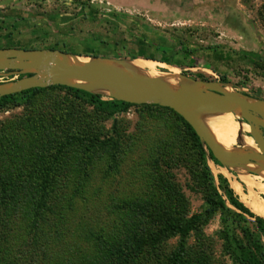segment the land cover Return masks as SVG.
Listing matches in <instances>:
<instances>
[{
  "label": "rangeland",
  "instance_id": "rangeland-1",
  "mask_svg": "<svg viewBox=\"0 0 264 264\" xmlns=\"http://www.w3.org/2000/svg\"><path fill=\"white\" fill-rule=\"evenodd\" d=\"M0 48L56 49L81 58L128 61L151 54L153 61L191 78L264 100V0H0ZM14 76H3L0 84ZM68 92L48 89L0 109V264H96L101 251L96 236L107 241L126 221L144 231L148 220L136 209L156 202L159 182L183 193L190 213L202 209L198 163L184 149L186 130L170 112L131 106L108 117L73 101L82 117L73 115L70 126L79 131L83 120L106 137L98 141L111 139L65 153L53 173V198L40 216L34 209L42 190L36 176L41 163L47 167L52 158L49 140L59 136L53 124L64 103L73 100ZM223 118L240 124L241 135L249 132L240 114L217 119ZM217 119L208 118L209 130ZM207 163L215 184L219 174L227 178L251 210L245 194L252 191L250 183H264V171L231 169L208 158ZM254 188V196L264 200ZM218 229L216 215L204 232L216 238ZM177 240H168L165 252ZM214 256L219 264H232Z\"/></svg>",
  "mask_w": 264,
  "mask_h": 264
},
{
  "label": "trees",
  "instance_id": "trees-1",
  "mask_svg": "<svg viewBox=\"0 0 264 264\" xmlns=\"http://www.w3.org/2000/svg\"><path fill=\"white\" fill-rule=\"evenodd\" d=\"M139 56L156 60L151 54H140L134 58ZM48 89L69 91L73 100L64 103V113L55 118L53 125L59 128L60 132L56 139L49 140L52 146V158L47 167L41 163L36 176L40 180L42 190L39 198L35 200L34 209L40 213V216L43 207L50 205L53 198L55 184L53 173L62 165L61 158L65 153L73 147H77L75 148L77 150L85 149L87 144L89 146H98L100 145L98 143L107 145L111 139L98 141L101 137H106L101 135V130L83 120L80 121L84 126L79 125L81 129L79 131L70 126V122L74 123L71 119L73 115L82 117L81 109H78L73 101L81 102L82 105L85 104L93 111L108 117L125 112L131 106H152L166 110L180 121L186 130L187 143L184 149L192 151L198 163L199 169L196 176L203 187V205L200 212L190 213L189 204L183 193H174L159 182L160 197L156 202L152 204L144 202V207L136 209L138 216L148 220L144 231L138 232L134 223L126 221V224L116 230L109 240L100 241L101 239L96 236L95 239L98 242L96 244L101 250L95 260L96 264H219L214 253L227 257L232 264H264V217L255 214L245 206L229 185L227 178L219 174L218 184H215V178L207 163L204 145L181 116L167 107L154 104H130L111 98L103 99L99 94L66 86L35 88L0 97V109L28 102L37 93ZM112 128L114 132L116 124L113 123ZM162 148L169 149V146L164 145ZM208 155L212 162L219 163L210 150ZM216 215L219 217V229L215 233L216 238H213L207 236L204 229ZM35 222L38 221L35 220ZM116 234L120 236L117 237ZM174 237L178 238L177 244L169 252H165L163 245Z\"/></svg>",
  "mask_w": 264,
  "mask_h": 264
},
{
  "label": "water",
  "instance_id": "water-1",
  "mask_svg": "<svg viewBox=\"0 0 264 264\" xmlns=\"http://www.w3.org/2000/svg\"><path fill=\"white\" fill-rule=\"evenodd\" d=\"M68 57L74 62L71 63ZM78 58L56 49L0 48V76H23L0 84V97L29 89L66 86L90 93L106 92L111 99L130 104L150 103L167 107L191 126L206 148L208 159L210 150L225 167L252 165L264 171V113L258 107V104H264V100H254L233 90L227 92L220 83L194 79L183 73L179 77L192 82V87L174 90L160 79L144 77L113 65L123 66L128 60L92 58L82 63ZM214 112L239 113L249 126V136L258 152H234L218 145L198 119L200 113Z\"/></svg>",
  "mask_w": 264,
  "mask_h": 264
},
{
  "label": "bare ground",
  "instance_id": "bare-ground-1",
  "mask_svg": "<svg viewBox=\"0 0 264 264\" xmlns=\"http://www.w3.org/2000/svg\"><path fill=\"white\" fill-rule=\"evenodd\" d=\"M78 59L82 63L89 61V59H87V58H81L80 57ZM68 60L71 63L74 62V60L71 57H68ZM110 64L112 65L113 63H110ZM113 65L118 66L120 68L130 69L131 71H134V72H136V73H138L144 77H152V78L160 79L163 83H165L167 86H169L170 88H172L174 90H179L181 88H190L193 85L192 82H190L189 80L184 79V78H180L179 77L180 73L177 71V69H174L175 67L169 68L171 66L168 67L167 65H165L163 63H158L157 61L139 58V59H133L131 61L125 62L123 66L116 64V63H114ZM157 68H161V69L167 70V71H157ZM73 82H78V81H73ZM224 90L227 92H232V89L228 86L224 87ZM258 107L264 113V104L263 103L258 104ZM232 113H237V112L200 113L198 115V119L200 120L202 125L205 127L206 131L213 138V140L218 145L223 147L224 149L229 150V151H234V152H241V153H243V152L244 153H257L258 148H257L255 142L253 141V139L248 135L249 132L247 134H242V135L240 134V129H238L240 127V124L237 123V126H236L235 123H233L232 120L228 119V118L217 119L218 117L227 116V115L232 114ZM237 114H239V113H237ZM212 115H214L215 118L217 119L219 127H218L216 120H215V122L211 124V127H212V129H211L212 131H211L207 127V125H210L211 121L210 122H207V121H208V118L210 119V117ZM243 126L249 130L248 124H243ZM219 128L223 133L219 132ZM234 145L237 147V149H234V148H233V150L229 149L230 146H234ZM248 167L249 168L251 167V169L255 168L252 165H248ZM231 169H233V167ZM241 169L245 170V168H242V167H241ZM222 171H223V169H222ZM261 173L262 172H260V175H261ZM240 175H245V173L242 172V174H240ZM233 186H235L236 188L239 187V185L237 183H234ZM254 187H256V189L260 193H262L264 196V183H262V184L250 183V189L252 191H248V194H245L246 198L248 199V201L246 200V202L254 213L258 214L259 216H261L263 218L264 217V200L259 199L258 197L254 196V194H253V189H255Z\"/></svg>",
  "mask_w": 264,
  "mask_h": 264
},
{
  "label": "built area",
  "instance_id": "built-area-1",
  "mask_svg": "<svg viewBox=\"0 0 264 264\" xmlns=\"http://www.w3.org/2000/svg\"><path fill=\"white\" fill-rule=\"evenodd\" d=\"M4 77L3 76H1L0 77V79H3ZM17 78V76H14V77H12V78H7L8 80H14V79H16Z\"/></svg>",
  "mask_w": 264,
  "mask_h": 264
}]
</instances>
